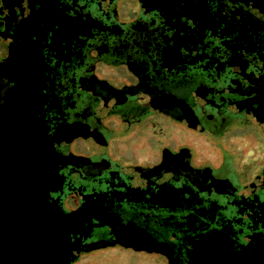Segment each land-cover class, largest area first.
Here are the masks:
<instances>
[{
	"label": "flooded vegetation",
	"instance_id": "af4514ba",
	"mask_svg": "<svg viewBox=\"0 0 264 264\" xmlns=\"http://www.w3.org/2000/svg\"><path fill=\"white\" fill-rule=\"evenodd\" d=\"M20 88L62 264H264V0H0Z\"/></svg>",
	"mask_w": 264,
	"mask_h": 264
},
{
	"label": "water",
	"instance_id": "95a60500",
	"mask_svg": "<svg viewBox=\"0 0 264 264\" xmlns=\"http://www.w3.org/2000/svg\"><path fill=\"white\" fill-rule=\"evenodd\" d=\"M27 98L21 88L0 93V264H62L53 255L69 230L46 213L48 188L40 184V141ZM146 244L147 251H164Z\"/></svg>",
	"mask_w": 264,
	"mask_h": 264
},
{
	"label": "rangeland",
	"instance_id": "374dc122",
	"mask_svg": "<svg viewBox=\"0 0 264 264\" xmlns=\"http://www.w3.org/2000/svg\"><path fill=\"white\" fill-rule=\"evenodd\" d=\"M131 259H136L142 264H160L157 256L146 254L145 256H134L127 250L118 248H109L102 250L100 253L90 255L85 264H127ZM146 260V261H145ZM83 264V263H80Z\"/></svg>",
	"mask_w": 264,
	"mask_h": 264
}]
</instances>
